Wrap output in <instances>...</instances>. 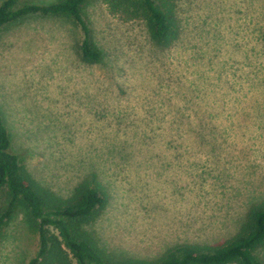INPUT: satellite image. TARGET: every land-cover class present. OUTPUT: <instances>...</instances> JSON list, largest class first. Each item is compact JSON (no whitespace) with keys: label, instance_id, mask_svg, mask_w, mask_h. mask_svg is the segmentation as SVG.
<instances>
[{"label":"rangeland","instance_id":"rangeland-1","mask_svg":"<svg viewBox=\"0 0 264 264\" xmlns=\"http://www.w3.org/2000/svg\"><path fill=\"white\" fill-rule=\"evenodd\" d=\"M172 1L179 33L161 47L145 21L85 0L96 62L82 59L69 15L0 27L12 151L61 200L95 175L106 201L81 228L108 264L222 243L264 197V0ZM37 247L19 205L0 233V264H27ZM256 253L264 260V245Z\"/></svg>","mask_w":264,"mask_h":264},{"label":"trees","instance_id":"trees-1","mask_svg":"<svg viewBox=\"0 0 264 264\" xmlns=\"http://www.w3.org/2000/svg\"><path fill=\"white\" fill-rule=\"evenodd\" d=\"M85 0H59L39 5L4 0L0 5V27L21 15L63 13L71 16L83 31L80 44L83 60L96 62L100 52L89 37L80 6ZM109 14L122 21L143 20L151 39L168 47L179 29L172 0H103ZM90 179V180H89ZM77 187L70 199L56 198L37 183L12 151V141L0 116V233L15 208L22 205L38 233V247L27 264H108L89 240L81 225L95 218L106 201L102 186L91 175ZM50 227L56 233L50 231ZM264 245V197L253 203L237 231L224 242L212 245L181 243L170 247L157 260L136 259L121 264H264L256 251Z\"/></svg>","mask_w":264,"mask_h":264},{"label":"crops","instance_id":"crops-1","mask_svg":"<svg viewBox=\"0 0 264 264\" xmlns=\"http://www.w3.org/2000/svg\"><path fill=\"white\" fill-rule=\"evenodd\" d=\"M4 0H0V5ZM19 1V2H18ZM59 0H17L18 3L20 2H27L25 4H39V5H46V4H51L54 2H57ZM16 2V4H17ZM32 13V12H31ZM37 13V12H35ZM63 13H57V14H51V15H62ZM66 15V14H65ZM56 31V30H55ZM56 36L58 37V31L56 32ZM59 40V39H56ZM82 40L80 41L81 44ZM61 44V42H58V45Z\"/></svg>","mask_w":264,"mask_h":264}]
</instances>
